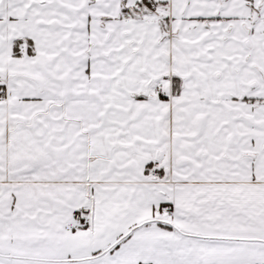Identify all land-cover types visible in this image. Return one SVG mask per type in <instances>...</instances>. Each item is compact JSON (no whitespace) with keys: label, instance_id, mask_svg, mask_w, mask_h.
Segmentation results:
<instances>
[{"label":"snow or ice","instance_id":"snow-or-ice-1","mask_svg":"<svg viewBox=\"0 0 264 264\" xmlns=\"http://www.w3.org/2000/svg\"><path fill=\"white\" fill-rule=\"evenodd\" d=\"M0 264H264V0H0Z\"/></svg>","mask_w":264,"mask_h":264}]
</instances>
